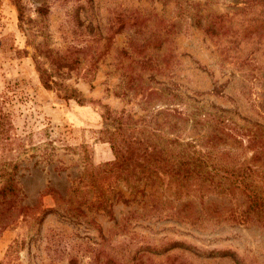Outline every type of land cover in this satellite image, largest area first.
Returning a JSON list of instances; mask_svg holds the SVG:
<instances>
[{
	"label": "rangeland",
	"instance_id": "rangeland-1",
	"mask_svg": "<svg viewBox=\"0 0 264 264\" xmlns=\"http://www.w3.org/2000/svg\"><path fill=\"white\" fill-rule=\"evenodd\" d=\"M21 3L22 21L12 0H0V108L12 122L10 134L25 147L51 141L56 161L45 167L21 163L18 179L29 211L1 231L0 264H264V222L233 219L242 197L177 200L162 186H147L143 197L129 203L112 195L110 215L82 205L84 216L75 219L59 199L82 170V149L94 165L113 160L98 132L112 128L106 111L156 122L183 140L207 134L186 120L185 104L165 102V93L177 91L184 101L233 109L264 124V1ZM42 4L43 14L37 13ZM194 7L199 25L190 17ZM215 15L227 20L224 28L205 31ZM37 65L84 101L45 88ZM219 135V147L246 146L242 136ZM9 157L0 148V160ZM56 163L62 168L54 169ZM114 191L130 196L123 185ZM150 198L172 201L158 210ZM206 205L214 211H205ZM174 206L192 213L191 223L165 215Z\"/></svg>",
	"mask_w": 264,
	"mask_h": 264
},
{
	"label": "trees",
	"instance_id": "trees-1",
	"mask_svg": "<svg viewBox=\"0 0 264 264\" xmlns=\"http://www.w3.org/2000/svg\"><path fill=\"white\" fill-rule=\"evenodd\" d=\"M12 3L17 8L19 20L22 21L21 0H12ZM44 7L45 4L37 7V13L43 14ZM180 9L181 7L177 15L184 17ZM191 14L192 21L197 20L195 24L199 25V10L196 9ZM224 21L227 20L215 15L204 25V30L218 31L221 26L224 28ZM246 61L245 65L249 67V59ZM37 70L45 88L56 89L58 96L64 99L84 101L79 91L54 81L46 68L37 65ZM164 97L169 105L177 107L185 104L186 110L182 112L186 120L193 126L209 130L207 134L196 139L183 140L179 135L161 131L156 122L141 120L140 117H134V114L125 111L115 116L106 111V114L112 117V128L103 127L98 132L100 139L110 144L114 158L94 165L82 149V170L72 181L66 196L59 195L60 207L74 219L80 215L84 216L82 205H86L90 210H103L110 215L111 199L115 193L117 200L129 203L137 200L138 196L143 197L147 186H162L167 190L169 197L177 200L195 195L203 197L207 194L236 199L242 197L237 203L239 211L233 219L237 218L243 222L254 220L263 224L264 162H257L264 160V124L247 117H239L233 109L202 104L191 97H188V102L184 101L177 91H169ZM172 108L182 113L181 110ZM12 127L9 115L0 108V148L10 156L0 160V233L16 221L19 215H25L29 211V207L22 203L24 192L18 179L21 175L19 171L23 168L21 163L29 161L32 162L31 166L45 167L56 161V146L51 141L25 147L17 136L10 134ZM220 133L242 136L246 139V146L242 151L219 147L217 140H221ZM244 149L252 151V155H246ZM29 151L32 152L23 157ZM57 168L61 169L62 166L56 163L54 169ZM119 185H123L130 196H124L122 191H114V187ZM170 200L172 201L170 198H150V205L153 209L164 210ZM186 204L191 211V202ZM204 207L205 211H214L210 205ZM170 209L165 213L168 217L190 223L193 220L192 213H186L176 206Z\"/></svg>",
	"mask_w": 264,
	"mask_h": 264
}]
</instances>
